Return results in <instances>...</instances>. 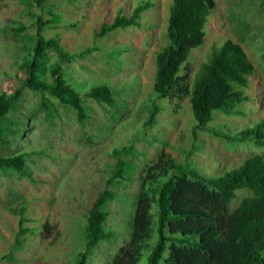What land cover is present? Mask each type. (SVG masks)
I'll list each match as a JSON object with an SVG mask.
<instances>
[{
  "label": "rangeland",
  "instance_id": "374dc122",
  "mask_svg": "<svg viewBox=\"0 0 264 264\" xmlns=\"http://www.w3.org/2000/svg\"><path fill=\"white\" fill-rule=\"evenodd\" d=\"M214 1L205 41L188 58V74L192 79L212 47L226 39L243 47L255 69L244 91L249 100L235 106L241 114L226 117L217 113L210 123L214 129L226 125L229 131H237L264 119L263 0ZM142 2L152 7L142 13L140 28L93 37L102 23L119 14L129 16ZM170 5L171 0H49L39 8L34 0H0V92L10 94L7 88L20 86L23 71L18 66L34 45L38 17L52 20L43 35L58 39L65 52L91 48L88 55L61 65L66 81L82 101L87 114L84 121L79 122L73 109L48 93L28 89L0 120V157L26 153L25 168L31 176L0 170V264H75L86 244L87 211L106 188L115 197L100 209L107 212L105 229L114 237L90 251L88 264H111V257L131 237L142 169L156 162L161 151L183 162L194 140L191 128L195 121L188 99L155 101L161 106L157 121L153 127L143 126L154 101L155 55L165 44ZM56 61L55 52L46 51L40 61L41 79L49 81L50 67ZM102 85L109 87L112 105L85 97ZM196 137L198 151L191 161L205 176L222 175L247 157L264 155V149L254 144H227L201 131ZM122 148L125 153L120 157L126 162L129 180L106 187L116 162L110 152ZM243 196L238 193L233 206ZM20 207L26 209L29 222L24 226L32 233L16 245ZM45 224L52 227L47 237L42 231ZM146 256L143 252L137 264H146Z\"/></svg>",
  "mask_w": 264,
  "mask_h": 264
},
{
  "label": "trees",
  "instance_id": "16d2710c",
  "mask_svg": "<svg viewBox=\"0 0 264 264\" xmlns=\"http://www.w3.org/2000/svg\"><path fill=\"white\" fill-rule=\"evenodd\" d=\"M34 1L37 7L43 8L49 0ZM151 7L152 3L142 2L129 16L119 14L111 22L102 23L94 30L93 37H104L116 29L140 28L142 13ZM214 8V0H171L165 44L155 55L154 101L143 126L153 127L157 121L161 106L155 101L180 102L186 98L195 121L191 128L194 140L183 162L161 151L156 162L142 169L131 237L111 257V264H137L143 252L147 254L146 264H159L161 260L163 264H264V155L247 157L219 176L201 174L191 161L198 151L197 131L207 132L227 144L242 142L264 149V119L237 131H229L226 125L218 129L210 127L215 114L226 117L241 114L235 106L249 100L244 91L255 69L239 43L226 39L220 46L212 47L193 78L189 77L188 58L193 49L203 45L206 23ZM51 22L39 17L35 20L34 45L18 66L23 71L22 82L15 89L7 88L10 94L0 92V120L10 113L13 101L24 89L48 93L52 99L73 109L79 122L87 117L61 65L88 55L91 48L72 54L65 52L58 39L43 35ZM48 50L55 52L58 61L50 67L49 81H45L41 79L40 61ZM85 97L99 104H113L111 91L105 85L92 88ZM43 105L46 107V103ZM226 127L228 130L223 131ZM122 153L125 148L110 152L116 162L106 187L129 180L126 162L120 157ZM25 156L21 152L0 157V170H13L18 176L31 179L25 168ZM238 193L244 196L233 206ZM114 197L115 193L106 188L93 199L87 211L85 248L77 254L75 264H88L90 251L101 241L114 237L112 231L105 229L108 214L100 209ZM25 210L18 209L16 245L25 234L32 233L24 226L29 222L24 216ZM51 230L47 224L42 227L45 237Z\"/></svg>",
  "mask_w": 264,
  "mask_h": 264
}]
</instances>
